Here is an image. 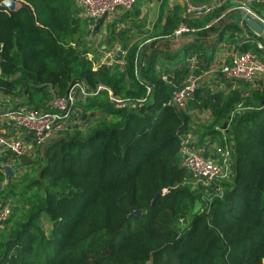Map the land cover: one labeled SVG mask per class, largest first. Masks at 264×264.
<instances>
[{"label":"trees","instance_id":"trees-1","mask_svg":"<svg viewBox=\"0 0 264 264\" xmlns=\"http://www.w3.org/2000/svg\"><path fill=\"white\" fill-rule=\"evenodd\" d=\"M18 2L16 10L0 4V94L18 97L5 101L0 95V106L48 109L53 95L65 96L75 82L91 89L103 84L122 97H144L148 85L152 90L134 108L117 107L107 89L78 103L94 112L92 119L47 145L38 175H23L25 206L15 208L0 232V264H264V79L257 85L238 79L247 94L196 88L180 109L172 100L192 73L189 65L164 79L153 53L141 78L134 45L121 69L108 63L96 68L99 50L88 39L90 20L76 0ZM247 4L264 18V3ZM232 5L227 0L201 19L185 18V8L176 7L164 32H174L182 21L203 26ZM230 14L248 28L245 11ZM238 23L225 22L219 40H227V32L241 34ZM248 29V37L232 43L264 60V36ZM204 107L211 109L214 127L229 125L234 144L233 177L218 183L223 195L210 205L204 184L194 187L182 165L189 111ZM5 179L0 169V187ZM159 190L165 192L154 198ZM135 209L142 213L129 216Z\"/></svg>","mask_w":264,"mask_h":264},{"label":"built area","instance_id":"built-area-1","mask_svg":"<svg viewBox=\"0 0 264 264\" xmlns=\"http://www.w3.org/2000/svg\"><path fill=\"white\" fill-rule=\"evenodd\" d=\"M252 1L264 3V0ZM76 2L83 15L89 18L90 32H93L103 17L117 10L127 11L133 9L136 0H76ZM202 8L208 9L209 5L196 6L190 0H187L183 16L187 18L196 10ZM242 9L246 14L251 12L264 20L246 3L242 6ZM207 27H210V24ZM195 30L196 28L182 21L174 30L173 35L180 36ZM259 46L263 47L261 43H259ZM2 50L3 46L0 44V60ZM139 67H141L140 63L137 62L136 72L138 74ZM191 69L192 73L189 81L182 89L174 92L172 102L180 109L186 108L189 98L204 76L212 73L221 74L227 79L252 81L264 74V60L252 50H247L237 52L230 62H221L219 65L207 69V71L204 70L199 75L194 74V66ZM169 76V74H163L164 79H169ZM103 89L108 90L110 101L120 108H134L141 105L147 101L152 90L151 86L148 85L147 95L144 97H122L113 93L111 89L103 84H99L96 89H91L84 82H75L71 84L65 96L53 95L52 99L47 103L48 109H37L33 105L28 104H20L16 107L0 106V169L4 172L3 164H9L17 174L19 168L30 163L42 145L54 138V136L68 130L70 126H74L73 120L75 119L74 116L78 115L77 108L80 101H86ZM85 114L87 120L93 115V113L87 114L85 112L84 116ZM85 121H81L77 126L81 127L84 124H88ZM218 128L223 131L224 138L230 146L223 151L224 155L221 162L208 159L196 148L193 144L192 132L187 131L183 135L182 165L204 184L203 198L208 205H210L215 196L223 195L221 185L218 183L228 179L233 171L234 144L231 140L232 134L229 132V125ZM6 184L7 180L5 179L0 188H4ZM199 209L204 210V207L201 206ZM11 214L12 206L10 202L0 193V232L6 227ZM180 221L181 223L185 222L184 219H180Z\"/></svg>","mask_w":264,"mask_h":264},{"label":"crops","instance_id":"crops-1","mask_svg":"<svg viewBox=\"0 0 264 264\" xmlns=\"http://www.w3.org/2000/svg\"><path fill=\"white\" fill-rule=\"evenodd\" d=\"M187 0H139V12L136 14V5L130 11L117 10L103 17L93 32H90L89 40L96 45L104 40L99 50V55H103L109 61L126 63V55L130 48L138 45L137 61L142 63L144 69L148 63L149 56L155 53L156 69L161 74H176L184 66H194V70H204L219 65L221 62H230L238 52L232 43L238 37H248L249 27L246 28L243 20L236 19V14L228 13L231 10L242 9V6L250 0H230L237 5H232L224 10L219 17H215L209 23L194 27L195 31L184 33L180 36L165 34V25L176 7L185 8ZM227 0H212L208 9L191 14L190 17L201 19L214 7L221 5ZM248 5V4H247ZM215 9V8H214ZM213 9V10H214ZM254 10V9H253ZM183 11V10H182ZM244 11V10H243ZM239 21L243 32H235L231 36L227 32L228 38L219 40V30L227 22ZM210 24V27L207 25ZM240 44V42H238ZM193 63V64H192ZM200 73H194L199 75ZM264 79V74L252 80L257 85ZM204 87L210 89L212 93L224 92L230 94L234 89L247 94L248 91L240 84L239 80L227 79L221 74H209L204 76L196 88ZM79 108V107H78ZM77 108V111H78ZM79 113V111H78ZM190 128L187 131L193 133V144L202 154L210 160L222 161L223 151L230 146L224 138L223 131L214 127V116L210 108L190 110ZM76 116V115H75ZM74 116V118H75ZM87 126V125H86ZM215 128V130H213ZM234 157L232 158L233 171L231 176L224 181L231 180L234 173Z\"/></svg>","mask_w":264,"mask_h":264},{"label":"rangeland","instance_id":"rangeland-1","mask_svg":"<svg viewBox=\"0 0 264 264\" xmlns=\"http://www.w3.org/2000/svg\"><path fill=\"white\" fill-rule=\"evenodd\" d=\"M20 5H21V3L18 2V7ZM104 43H106L105 38L100 43L96 42V47L100 49L102 44H104ZM89 57L91 58L92 55H89ZM103 63H108L109 65H111V68L113 70L121 69L122 66L124 65L123 63H119L116 61H109L108 59H106V57H104L103 55L100 54L98 56V60L96 62L95 67L97 68L98 66H100ZM140 66L141 67H139V74H140V77L142 78V72L144 70L145 65H142V63H140ZM169 75H172V74H169ZM190 78H191V73H189L187 75V81H189ZM0 95H4L3 99H5V101H10L12 99V97H13V99L18 98V97H15L14 94H3V93H1ZM78 107H79L78 108L79 113H78V115L75 116V119L73 120L74 126H76L78 123H80L83 120L84 121L86 120L85 123H87V122H89L90 119H92V116L89 120H87V118L84 116V107L82 105H79ZM86 112H87V114L94 113V112H91L88 110ZM61 134L62 133H60L57 136H54V138L48 140L44 145H42L39 148L38 152L33 157L34 160L32 159L33 161L31 160L30 163H28V165H25V166H23L17 170V175H18L16 178L17 180H15L12 184H7V186L5 188H2V189L0 188V193L2 194V196L7 201L10 202V204L12 206V212L15 211V208L19 207V208L23 209L25 206V201H24L25 195H24V193H21V191H22L23 187H25V185L27 184V180H25L23 178V175L28 173L29 178H32L33 176L38 175V170H39L41 162H42L40 160H41V155L43 153V150L47 147L48 144H50L53 140L58 138ZM63 134H64V132H63ZM191 177L192 178L190 181L192 182L194 187H196L199 184H202V181L199 180L197 177H194L193 175ZM22 179H24V180L22 181ZM199 208H200V203H198V205H197V209H199ZM42 223L44 224L43 226L45 227V230L47 232H50V227H51L50 221L46 217H44Z\"/></svg>","mask_w":264,"mask_h":264},{"label":"water","instance_id":"water-1","mask_svg":"<svg viewBox=\"0 0 264 264\" xmlns=\"http://www.w3.org/2000/svg\"><path fill=\"white\" fill-rule=\"evenodd\" d=\"M0 4L2 6L8 7L10 10H16L18 8V0H3ZM200 10H205V8H202ZM244 20L247 23L248 27L253 32H255L256 34L260 36H264V20L263 19L254 15L251 12H248L244 17ZM3 169H4V174H5L7 181H9L11 178H14L16 176V172L11 165L3 164ZM164 192H165L164 190H159L156 193L154 198H156L159 194H163ZM140 213H142V209H135L129 213V216L140 214Z\"/></svg>","mask_w":264,"mask_h":264}]
</instances>
